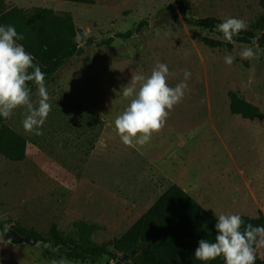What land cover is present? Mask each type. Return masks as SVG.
Here are the masks:
<instances>
[{"label": "rangeland", "instance_id": "obj_1", "mask_svg": "<svg viewBox=\"0 0 264 264\" xmlns=\"http://www.w3.org/2000/svg\"><path fill=\"white\" fill-rule=\"evenodd\" d=\"M0 5L71 13L83 48L46 81L51 112L42 134L23 129L22 107L5 118L27 146L20 162L0 155L4 226L47 238L52 224L73 235V222L82 220L99 226L94 242H107L124 233L171 185L155 168H163L169 179L178 168L183 189L215 216H256L258 211L264 216V118L232 114L228 99V92L236 91L264 115V47L210 48L204 38L222 37L184 20L214 17L221 23L238 17L258 32L264 12L259 0H189L185 14L175 0H0ZM127 31L133 35L102 44ZM245 47L253 48L256 58L242 59L239 52ZM228 54L235 57L230 66L224 62ZM157 62L167 64L170 86L189 70L188 90L149 143L126 146L114 126L129 103L123 87L130 85L132 73L147 76ZM30 88L36 104L37 87ZM189 184L195 188L188 190ZM3 235L0 230V264H117L106 256L70 261L51 244L15 246Z\"/></svg>", "mask_w": 264, "mask_h": 264}, {"label": "trees", "instance_id": "obj_2", "mask_svg": "<svg viewBox=\"0 0 264 264\" xmlns=\"http://www.w3.org/2000/svg\"><path fill=\"white\" fill-rule=\"evenodd\" d=\"M74 3L94 4L95 0H62ZM189 0H175L177 10L185 14ZM264 9V0H259ZM188 24L216 31L222 39L204 38L203 42L210 48L226 51L233 49L235 44L257 45L264 47V12L259 17L254 29L242 31L234 37L233 42H226L222 33L216 29L220 21L214 17L184 19ZM146 23V22H145ZM13 25L24 39L19 40L25 50L34 57V63L41 66L45 73V82L52 78L68 59L80 56L83 48L79 44L82 32L69 12H56L51 8L11 7L0 5V25ZM144 24V22H141ZM138 26V27H139ZM138 29V28H137ZM133 35L132 31L118 33L115 37L102 42L110 44L114 38L126 39ZM255 41V43H254ZM91 41L88 40V43ZM31 71V70H30ZM29 86H36L29 82ZM229 110L244 119L262 120L264 115L260 108L247 101L236 91L228 92ZM0 116V155L4 158L20 162L26 156V139L10 128ZM245 224L264 226V216L258 211L257 217L242 216ZM217 218L184 189L171 184L124 233L107 242L96 243L92 236L99 229L97 224L86 221H74V234L62 233L57 224H52L49 236L43 238L34 230L11 227L20 234L38 242L51 244L52 248L61 252L67 260L95 262L104 256L116 262L119 256L131 251L135 253L125 264H224L223 257L202 262L194 257V250L201 239L213 241L217 234L215 224ZM8 228L0 222V230L5 233ZM151 243L141 249L140 244ZM255 264H264V249L256 254Z\"/></svg>", "mask_w": 264, "mask_h": 264}, {"label": "clouds", "instance_id": "obj_3", "mask_svg": "<svg viewBox=\"0 0 264 264\" xmlns=\"http://www.w3.org/2000/svg\"><path fill=\"white\" fill-rule=\"evenodd\" d=\"M216 29L231 43L234 37L248 29V22L227 17ZM23 39L15 26L0 25V116L10 118L15 109L22 107L25 109L23 129L40 135V128L51 112L50 97L41 66L34 63L35 57L18 43ZM239 55L242 59L256 58L251 47L243 48ZM234 59L228 54L224 62L230 66ZM170 75L167 64L161 62H157L147 76L132 73L130 85L122 90V96L129 103L114 120L124 145L134 147L149 143L153 134L165 126L170 111L182 101L191 72L185 70L183 79L175 86L168 83ZM29 82L37 87L36 104L31 99ZM216 218L214 240H199L194 257L208 262L222 256L224 264H255L257 249H264V226L245 224L239 213H221Z\"/></svg>", "mask_w": 264, "mask_h": 264}, {"label": "water", "instance_id": "obj_4", "mask_svg": "<svg viewBox=\"0 0 264 264\" xmlns=\"http://www.w3.org/2000/svg\"><path fill=\"white\" fill-rule=\"evenodd\" d=\"M3 241L8 242L12 245L15 246H22V245H33L36 244L38 241L31 239L27 236H24L22 234H20L16 229L14 228H8L4 235H3ZM151 243H153V240H151L149 243L147 244H140V248L141 249H145L147 248ZM135 253V251H131L127 254H123L121 256L118 257V259L116 260L117 264H125L127 262V260Z\"/></svg>", "mask_w": 264, "mask_h": 264}, {"label": "crops", "instance_id": "obj_5", "mask_svg": "<svg viewBox=\"0 0 264 264\" xmlns=\"http://www.w3.org/2000/svg\"><path fill=\"white\" fill-rule=\"evenodd\" d=\"M154 171L155 172H157V173H159V174H161L162 176H164V177H166L169 181H170V184H176V185H178L179 187H181L182 189H183V179L182 178H180V174H179V170H178V168H173V179H169L165 174H164V170H163V168H155L154 169ZM179 174V175H178ZM172 180V181H171ZM195 188V186L194 185H192V184H189L188 185V190H191V189H194ZM191 196H193L191 193H190V191L188 192ZM195 198V197H194ZM196 199V198H195ZM200 203V202H199ZM200 205H201V203H200ZM202 206V205H201ZM203 207V206H202ZM204 208V207H203ZM207 210V209H206ZM146 212V211H145ZM210 212V211H209ZM215 216V215H214ZM216 217V216H215ZM242 217V216H241ZM247 217H257V215L256 216H254V215H247Z\"/></svg>", "mask_w": 264, "mask_h": 264}]
</instances>
